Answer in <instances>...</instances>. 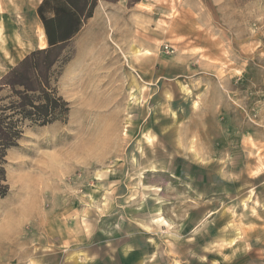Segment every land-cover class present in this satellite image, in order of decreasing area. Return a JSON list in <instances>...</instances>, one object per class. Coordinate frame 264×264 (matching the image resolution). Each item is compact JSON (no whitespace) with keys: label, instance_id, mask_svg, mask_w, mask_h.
<instances>
[{"label":"rangeland","instance_id":"374dc122","mask_svg":"<svg viewBox=\"0 0 264 264\" xmlns=\"http://www.w3.org/2000/svg\"><path fill=\"white\" fill-rule=\"evenodd\" d=\"M148 1L99 0L109 65L81 50L68 121L8 151L0 264H264V0ZM42 2L0 0V80L42 49ZM129 16L152 65H129Z\"/></svg>","mask_w":264,"mask_h":264},{"label":"trees","instance_id":"16d2710c","mask_svg":"<svg viewBox=\"0 0 264 264\" xmlns=\"http://www.w3.org/2000/svg\"><path fill=\"white\" fill-rule=\"evenodd\" d=\"M127 1L132 7L142 0ZM98 4L99 0H43L37 13L47 47L27 55L0 80V199L10 190L7 153L18 146L25 123L46 127L68 121L72 109L56 84L76 55L74 39L93 18ZM71 47L72 54L65 58Z\"/></svg>","mask_w":264,"mask_h":264},{"label":"crops","instance_id":"0c3cea01","mask_svg":"<svg viewBox=\"0 0 264 264\" xmlns=\"http://www.w3.org/2000/svg\"><path fill=\"white\" fill-rule=\"evenodd\" d=\"M123 1H127V0H123ZM147 1L148 0H142L138 4L134 5L135 6L134 8H137L141 5H143V3L147 2ZM99 9H100V6L98 5V7L95 10L93 18H91L87 22V24L84 26L82 31L76 36V38L74 39V41L72 43V45L74 46V48L76 50L75 58L78 57L79 53H81V50L84 51V54H85V52L87 53L88 58L86 57L83 65H109V63L106 64L102 60H99V58L97 57L98 50H99L98 47H100V42L95 40V39H98L100 37V35H99L100 31L89 29L91 27V25L93 26V23L97 21V18L99 17V13H98ZM133 18H134L133 16H129V19H128V22H130V24H129V28H130L129 37L130 38L128 41L129 42L128 43L129 44V50L126 52H129L130 54H133L135 56L131 57V61L129 62V65H152L153 59L148 54L154 53L155 50L157 49V47H155L153 45L152 35H151L150 31H147V30H145V33H144V40L140 39V42H138V43L135 41L137 38L136 22H138V21L134 20ZM150 20H151V18H149V22H150ZM112 21L115 22L116 20L113 19ZM114 33H115V31H114ZM147 33L150 35H148ZM138 34H141V33L138 32ZM114 36L118 37L116 35H114ZM117 43H119V42H117ZM7 49L9 50V52L11 54L14 51L10 48H7ZM137 53H142L141 54L142 56H136ZM90 57H92L93 61H90ZM15 58L16 59L13 61V63H10L9 66L15 67L19 62H21L25 58V55L22 57L16 56ZM5 59H7V58L5 57ZM7 60H10V58L8 57ZM70 63L68 65H70ZM112 65H122V64H121V62H119V63H113Z\"/></svg>","mask_w":264,"mask_h":264},{"label":"bare ground","instance_id":"6f19581e","mask_svg":"<svg viewBox=\"0 0 264 264\" xmlns=\"http://www.w3.org/2000/svg\"><path fill=\"white\" fill-rule=\"evenodd\" d=\"M40 29H41L42 40H43V43H44V45L42 46V49H44V48L47 47V39H46L45 32H44V28H43L42 25H40ZM42 142H43V144H46V145H47V144H48V139L43 138V139H42ZM22 181H23V180H22ZM30 182H31V181H30ZM31 183H32V182H31ZM29 184H30V183H29ZM26 199H27V198H26ZM27 200H28V199H27ZM15 202H16V201H13V202L11 203V205L15 204ZM36 202H38L37 199H36V200H32V202H31V201H25V202H22V200H21V201H19V204L24 203L23 205H25V206H23L22 208H19V209H18V208H15L14 211L18 209V210H20L21 213L25 214V213L29 212L30 210H32V208L36 205ZM11 205H10V206H11ZM7 206H8V204L1 205V207H2L3 209L7 208ZM8 207H9V206H8ZM9 214H10V212H9ZM12 220H13V215L10 214L9 220H8V222L6 223V227H5L6 230H8V229L11 227V225L13 224Z\"/></svg>","mask_w":264,"mask_h":264}]
</instances>
